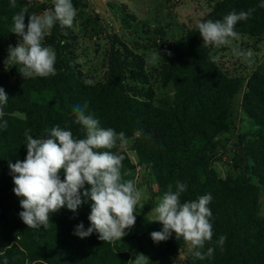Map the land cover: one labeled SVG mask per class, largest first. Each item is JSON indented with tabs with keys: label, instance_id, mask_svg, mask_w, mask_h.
Masks as SVG:
<instances>
[{
	"label": "trees",
	"instance_id": "obj_1",
	"mask_svg": "<svg viewBox=\"0 0 264 264\" xmlns=\"http://www.w3.org/2000/svg\"><path fill=\"white\" fill-rule=\"evenodd\" d=\"M163 1L171 6L177 0ZM26 3L16 0V6L11 7L10 0H0V69L6 64L9 46L14 47L20 38L11 31L12 17ZM72 3L77 7L79 0ZM262 3L264 0H217L198 23L222 20L232 11L255 9L249 19L237 23L235 30L240 35L261 38ZM53 8V2L31 0L28 15ZM198 23L172 44L163 41L160 45L165 58L162 82L173 83L174 87V101L168 107L153 103L154 93L145 87L149 76L144 71V59L117 37L107 53L106 77L88 83L73 65V34L58 22L46 42L56 54L55 75L23 79L14 64L10 75L15 81L0 79V88L9 97L0 119V124L7 121V128H0V241L4 242L0 264H131L135 258L129 250L134 245L146 247V264H175L174 257L188 244L182 238L176 240L174 233L167 241L154 242L150 234L163 226L146 216L148 207L135 213L136 223L126 229L122 239L111 242L101 241L96 232L83 239L74 234L81 222L85 230L91 226L90 201L76 212L64 207L52 213L46 228H28L20 219L22 198L13 192L9 162L26 158L25 130L31 129L30 135L40 138L59 126L71 130L74 137L84 138L82 126L75 123L73 106L85 104L86 114L97 119L101 128L123 131L126 140L134 138L132 149L146 172L143 180L156 186L155 197L162 198L169 188L175 191L177 181L186 185L181 203L212 195L209 208L213 237L204 251L212 247L214 253L201 260L190 252L186 256L188 264H264V216L260 210L264 191V72L254 71L246 81L227 74L203 44ZM243 88L242 107L254 122L253 137L244 151L253 164L258 185L245 182L235 186L217 175L212 156L218 148V137L232 127L234 99ZM110 151L125 157L123 180L134 181L135 166L119 142ZM237 159L243 160L239 155ZM60 178L64 179L63 170ZM221 235L226 237L222 246L218 244Z\"/></svg>",
	"mask_w": 264,
	"mask_h": 264
},
{
	"label": "clouds",
	"instance_id": "obj_2",
	"mask_svg": "<svg viewBox=\"0 0 264 264\" xmlns=\"http://www.w3.org/2000/svg\"><path fill=\"white\" fill-rule=\"evenodd\" d=\"M53 5L52 11L28 15L31 0H27L12 17L11 31L22 40L15 47L9 46L6 62L11 61L19 66L17 70L23 79L56 74L55 51L51 46H45L43 41L57 22L62 28H71L77 10L72 0H53ZM10 6L15 7L16 0H10ZM260 6L264 7V3ZM254 11H232L222 20L198 23L203 44L216 48L229 47L233 57L251 65L254 52L239 48L234 41L240 40L235 26L249 19ZM167 54L171 55L170 52ZM161 57L160 51L152 52L148 62L156 63ZM8 98L4 89L0 88V119L5 115L3 107ZM86 109L87 104L73 106L75 123L82 126L84 138L74 137L71 130L59 126L40 138H33L31 129L25 130L27 156L23 161L9 162L13 192L22 198L20 207L23 211L19 217L28 228H46L52 213L64 207L76 212L83 203L90 201L88 219L91 226L85 230L81 222L74 234L83 239L96 232L101 241L120 240L126 235L125 229H131L136 223V208L137 205L143 206V193L133 180H123L121 168L125 157L110 151L118 146V142L120 145L126 142L125 133L101 128L97 119L86 114ZM0 128H7L6 120L0 124ZM62 170L63 180L60 178ZM185 191L186 185L177 181L176 190L169 188L151 209L155 217L153 221L163 226L161 231L152 232L151 238L159 243L167 241L174 233L176 240L182 238L190 245L194 258H210L214 248L208 247L204 251V247L213 237L210 222L212 212L209 208L213 197L208 193L181 203L180 197ZM225 241L226 237L221 235L218 244L222 246ZM147 260L145 255L137 254L131 264H146Z\"/></svg>",
	"mask_w": 264,
	"mask_h": 264
},
{
	"label": "rangeland",
	"instance_id": "obj_3",
	"mask_svg": "<svg viewBox=\"0 0 264 264\" xmlns=\"http://www.w3.org/2000/svg\"><path fill=\"white\" fill-rule=\"evenodd\" d=\"M215 1L217 0H177L170 6L163 0H79L78 6L75 7L77 16L73 26L68 28L74 37L71 44L73 65L88 83L103 81L107 75V53L113 39L117 37L144 59V71L149 76V82L145 87L152 89L153 103L168 107L174 101V87L173 83L164 85L162 82L161 68L165 58L161 57L156 63H149L150 54L160 51L163 55L160 49L162 42L172 44L178 40L186 30L200 21ZM48 36L49 32L43 41L45 46ZM21 40L22 37L18 38L15 46ZM234 44L241 49H251L254 52L252 64L248 65L241 59L233 57L229 47L208 46L220 68L230 76L241 78L243 81H246L254 71L264 72V37L240 35V40L234 41ZM13 65L14 62H6L0 69V79L9 83L15 81L10 75ZM243 92L244 88L234 99L232 127L229 132L218 137V148L212 156V166L217 175L235 186L245 182L258 185V180L253 174V164L244 151L247 141L253 137L254 122L243 110ZM241 137H245L243 141ZM133 139L132 137L126 140L121 147L135 166L134 182L143 193L141 202L143 206L137 205L136 213L148 207L146 216L154 220L151 209L159 200L153 195L157 188L143 180L146 172L145 168L138 164L137 154L132 149ZM240 148L244 152L242 161L237 159ZM260 210L264 216V191L261 193ZM3 243L0 241V248L3 247ZM146 251L144 245H134L129 253L131 257L136 258L137 254L145 255ZM188 253L190 245L186 244L174 257L175 264H188L186 259Z\"/></svg>",
	"mask_w": 264,
	"mask_h": 264
},
{
	"label": "water",
	"instance_id": "obj_4",
	"mask_svg": "<svg viewBox=\"0 0 264 264\" xmlns=\"http://www.w3.org/2000/svg\"><path fill=\"white\" fill-rule=\"evenodd\" d=\"M239 156L240 158L244 156V152L242 148L239 149Z\"/></svg>",
	"mask_w": 264,
	"mask_h": 264
}]
</instances>
